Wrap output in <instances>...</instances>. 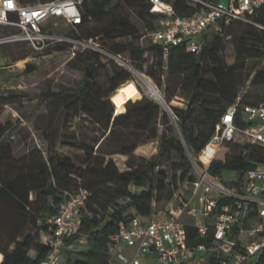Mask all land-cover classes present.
I'll use <instances>...</instances> for the list:
<instances>
[{
	"label": "trees",
	"instance_id": "trees-1",
	"mask_svg": "<svg viewBox=\"0 0 264 264\" xmlns=\"http://www.w3.org/2000/svg\"><path fill=\"white\" fill-rule=\"evenodd\" d=\"M169 1L180 14H191L197 9L187 0ZM151 8L149 0H87L83 23L73 26L70 32L79 38H93L106 50L122 54L133 68H142L146 51H153L154 62L148 74L160 87L165 83L166 66L168 81L177 79L175 90L181 92L186 105L169 104V110L143 95L129 100L116 114L114 97L133 83L131 70L98 50L78 51L75 62L83 75L77 86L45 91L54 108L39 116L46 128L38 123L36 126L44 130L46 151L33 147L16 155L7 140L16 122L0 121V264H43L51 249L45 238L53 233L48 219L58 212L69 191L81 187L88 188L91 194L79 210L80 230L66 238L62 257L70 244L85 238L86 248L77 251V257L69 258L68 263L111 264L116 244L113 236L121 221H129L135 215L151 216L155 202L171 201L180 184L196 181L190 154L194 157L202 152L229 107L237 105L238 121L243 104L261 103L246 101L239 93L251 77V73L245 74L248 60L264 59V29L258 26L264 23L261 10L250 15L249 21L235 19L221 30L210 26L200 35L197 51L180 44L172 46L165 55L160 43L143 47L135 42L141 34L128 11H137L151 33L161 15ZM230 43L234 47L232 53L228 52ZM69 45L58 43L52 48ZM27 55L25 52L18 58ZM28 65L30 69L35 67ZM107 66V82H102L99 78ZM250 83L263 85L264 69L258 70ZM175 95V91H166V102L170 103ZM0 98L7 102L6 96ZM75 118L90 120L101 136L89 140L85 133L78 137L75 130L65 133L63 129ZM153 140L159 141V147L151 157L135 152L140 144ZM61 145L81 149V163L62 155ZM117 153L128 157L123 170L112 156ZM263 162L261 145L234 142L228 151L215 156L209 171L217 177L225 171L236 172L238 178L224 182L239 190L246 172ZM231 200L230 196H220L219 207ZM189 231L195 233L193 227ZM202 240L209 242L211 236L199 239ZM248 264H264V250Z\"/></svg>",
	"mask_w": 264,
	"mask_h": 264
},
{
	"label": "built area",
	"instance_id": "built-area-1",
	"mask_svg": "<svg viewBox=\"0 0 264 264\" xmlns=\"http://www.w3.org/2000/svg\"><path fill=\"white\" fill-rule=\"evenodd\" d=\"M86 1L0 0V25L16 26L19 31L7 39L25 41L34 51L44 52L58 43H74L73 56L76 50L95 49L133 70L122 54L106 50L93 38L77 39L55 28L58 19L71 26L82 24ZM149 1L151 10L161 14L151 34L154 42L163 46L165 55L172 46L180 44L197 51L200 35L210 26L221 30L235 19L249 21L257 10L264 14V0H187L197 7L191 14H180L169 0ZM258 26L264 29V23ZM237 108L236 104L229 107L201 152L209 158L207 169L226 141L242 137L264 148V102L243 104L238 121ZM204 181L206 191L217 189L216 196L198 195ZM192 184L191 198L172 213L147 218L135 215L129 221H121L113 236L116 244L111 264H248L264 250V162L246 172L239 190L225 187L208 173H202ZM90 194L85 187L69 191L58 212L49 217L53 233L45 241L51 249L43 264H63L66 238L80 230L79 210ZM220 196H230L232 200L219 207ZM185 213L192 220L185 219ZM189 227L195 229L194 234H190ZM208 236L209 242L199 241ZM121 244L125 249L116 252Z\"/></svg>",
	"mask_w": 264,
	"mask_h": 264
},
{
	"label": "rangeland",
	"instance_id": "rangeland-1",
	"mask_svg": "<svg viewBox=\"0 0 264 264\" xmlns=\"http://www.w3.org/2000/svg\"><path fill=\"white\" fill-rule=\"evenodd\" d=\"M130 19L136 23L139 27L140 37L135 38V42L143 47H148L154 43L152 34L147 30L145 23L139 18L138 12L130 9L128 11ZM56 29L69 33L74 38H79L72 34L70 31L73 26L66 23L64 19H58L57 24L54 25ZM19 29L14 25H0V96H6V103H3L0 98V121L8 122L15 121L16 126L8 134L7 140L10 141L15 149L16 155H22L32 149L33 147H41L43 150H47L48 142L45 138L44 130L37 128V124L42 128H46V122L39 118L40 115L46 114L48 111L54 108L49 100H47V91H60L69 90L77 86L80 78L83 75V70L79 68L75 62V56H73V50L76 48L74 43H70L67 48L55 49L51 48L44 52L34 51L28 43L22 40L7 39V36L18 32ZM78 52V50H76ZM234 51L233 43H230L228 52ZM28 53L25 58H18L23 53ZM166 58V57H165ZM154 62L153 51L147 50L143 62L142 68H137L134 65V69L131 70L133 83L121 89V91L114 97L116 111L119 113V108L126 107V103L129 100H137L147 95L155 101L159 102L164 108L165 103L160 101L149 88L146 78L153 82L157 88L161 91L163 98L165 99V92L175 93L172 101L168 104L184 107L186 101L181 96V92L176 89L177 79L170 78L168 81V74L166 66L164 68L162 86H158L155 80L148 74V70ZM28 63L35 65L33 69H30ZM166 64V60H165ZM264 69V59L251 58L248 60L246 73H251L250 79L246 84L240 88V97H244L246 101L264 102V84L252 85L251 79L258 70ZM108 66L103 69L100 75V81L107 82ZM46 91V92H45ZM166 100V99H165ZM76 131L77 136L85 133L88 139L91 140L94 136L100 137L101 132H96L94 125L90 120L84 118H75L71 124L65 126L63 131L68 133L70 131ZM242 137H238L237 140L224 142L217 152L222 155L230 149L234 142H245ZM143 144V143H142ZM156 143H149L147 146L146 157L152 156V151L155 148ZM97 147V146H96ZM62 155L70 156L74 158L78 164L81 163L83 151L79 148L61 145L59 147ZM117 162L121 168H124L123 161H121L119 153L114 154ZM193 164V174L196 178H200L202 173H208L214 180L221 182L225 187L224 180L236 179L238 174L234 171H225L222 176L214 178V175L210 173L206 168L207 161L200 153L197 156L190 154ZM199 166V167H198ZM168 169V168H167ZM171 173V172H170ZM202 188L198 195H205L208 197L216 196L217 189L213 191H206L204 181ZM193 184L187 181L178 186L175 192V196L171 201L155 202L152 214H170L180 206H184V203L192 196ZM196 201V198H194ZM184 218L192 220L187 213L184 214ZM85 238L78 239L74 243L70 244L63 253V260L66 264H69V258L77 257V251L86 248ZM125 246L123 244L118 245L115 251H123ZM99 264H102L101 262Z\"/></svg>",
	"mask_w": 264,
	"mask_h": 264
},
{
	"label": "crops",
	"instance_id": "crops-1",
	"mask_svg": "<svg viewBox=\"0 0 264 264\" xmlns=\"http://www.w3.org/2000/svg\"><path fill=\"white\" fill-rule=\"evenodd\" d=\"M154 142L156 143V145L157 146H155V148H154V150L152 151V155L153 154H155L157 151H158V147H159V141L158 140H153V141H150V142H147V143H143V144H140L137 148H136V150H135V152L138 154V155H143V156H148V152H147V146H148V144L149 143H153L154 144ZM119 155H120V158H121V161H123V165H124V168H121V166H120V164L117 162V160H116V157L114 156V155H112L113 156V158L116 160V162H117V164L119 165V167L123 170V169H125L126 168V161H127V155H125V154H120L119 153Z\"/></svg>",
	"mask_w": 264,
	"mask_h": 264
},
{
	"label": "bare ground",
	"instance_id": "bare-ground-1",
	"mask_svg": "<svg viewBox=\"0 0 264 264\" xmlns=\"http://www.w3.org/2000/svg\"><path fill=\"white\" fill-rule=\"evenodd\" d=\"M146 82L148 83L149 88H150L151 91L154 93V95H155L160 101H162V102L164 103V98H163V96H162V93H161V91L157 88V86H156L153 82H151L149 79H147V78H146ZM203 157H204V159H205L206 161L209 160V158H208L207 155L203 154Z\"/></svg>",
	"mask_w": 264,
	"mask_h": 264
},
{
	"label": "water",
	"instance_id": "water-1",
	"mask_svg": "<svg viewBox=\"0 0 264 264\" xmlns=\"http://www.w3.org/2000/svg\"><path fill=\"white\" fill-rule=\"evenodd\" d=\"M164 103H165V105H166V108H167V109H169V110H171V108H170L169 104L166 102V100H165V99H164ZM116 114H117V111H116Z\"/></svg>",
	"mask_w": 264,
	"mask_h": 264
}]
</instances>
